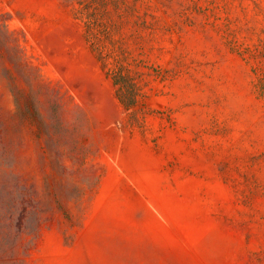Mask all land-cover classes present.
Masks as SVG:
<instances>
[{
	"label": "rangeland",
	"instance_id": "1",
	"mask_svg": "<svg viewBox=\"0 0 264 264\" xmlns=\"http://www.w3.org/2000/svg\"><path fill=\"white\" fill-rule=\"evenodd\" d=\"M0 264H264V0H0Z\"/></svg>",
	"mask_w": 264,
	"mask_h": 264
}]
</instances>
